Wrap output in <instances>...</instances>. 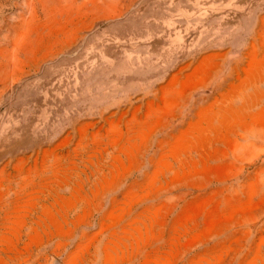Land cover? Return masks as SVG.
I'll use <instances>...</instances> for the list:
<instances>
[{"label":"rangeland","instance_id":"374dc122","mask_svg":"<svg viewBox=\"0 0 264 264\" xmlns=\"http://www.w3.org/2000/svg\"><path fill=\"white\" fill-rule=\"evenodd\" d=\"M0 264H264V0H0Z\"/></svg>","mask_w":264,"mask_h":264}]
</instances>
